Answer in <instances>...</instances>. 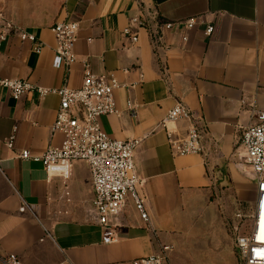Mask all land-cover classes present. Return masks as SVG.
I'll return each instance as SVG.
<instances>
[{
  "label": "crops",
  "instance_id": "0c3cea01",
  "mask_svg": "<svg viewBox=\"0 0 264 264\" xmlns=\"http://www.w3.org/2000/svg\"><path fill=\"white\" fill-rule=\"evenodd\" d=\"M0 7L44 43L36 53L31 42L10 36L0 49L1 77L79 88L88 63L94 73L125 84L115 91L119 112L100 121L112 138L141 140L134 163L145 179L141 193L149 213L143 220L128 199L118 240L104 243L87 162L71 163L64 179L19 157L24 149L41 154L60 145L63 135L52 131L59 97L14 99L0 89V264H11L9 258L19 264H132L163 245H173L170 252H224L229 239L212 212L214 195L227 194L229 204L234 193L239 200L256 198L242 136L264 110V0H0ZM135 15L149 27L132 43L124 30ZM188 18L198 21L193 29L159 27L160 20ZM69 19L80 23L77 59L69 70L56 69L51 27ZM153 30L162 31L161 40ZM129 99L137 104L135 114ZM178 102L200 118L205 155L172 154L168 133L183 141L190 122L160 123Z\"/></svg>",
  "mask_w": 264,
  "mask_h": 264
},
{
  "label": "built area",
  "instance_id": "2783aa9c",
  "mask_svg": "<svg viewBox=\"0 0 264 264\" xmlns=\"http://www.w3.org/2000/svg\"><path fill=\"white\" fill-rule=\"evenodd\" d=\"M196 18L182 21H159V27L174 29L186 27L193 29L197 25ZM148 20L140 15L130 18L124 33L132 43L138 41V30L149 27ZM56 38L53 66L56 69L69 70L76 61L75 42L80 30V23L75 20H63L51 27ZM214 26L206 28L211 35ZM154 39H162V31H150ZM13 34L31 42L36 53H41L44 43L34 34L28 33L7 17L0 7V49ZM184 40L188 36L183 37ZM125 86L117 78L106 74L94 73L85 63L84 78L79 88L46 87L28 79L4 78L0 76V89L7 90L14 99H20L27 93H36L43 98L57 95L60 99L53 132H59L63 139L58 146H50L41 154H34L29 149L19 152L25 160L41 163L50 176L57 174L68 179L70 165L75 161H85L89 165L94 192L93 214L102 229V241L112 243L118 240L120 215L124 211L128 199H132L141 218L149 221V213L145 205V197L141 189L145 183L135 168L134 158L141 140L138 138L116 139L103 129L101 118L119 112L115 99V91ZM127 107L135 114L137 104L132 99ZM180 119L188 120L190 127L188 136L183 141H175L168 133L172 154L205 155L202 141L200 118L184 103H176L162 119L160 125L166 127L169 122ZM15 135L10 136L5 145L13 148ZM242 145L245 150L244 165L256 181V198L251 214L250 231L236 239L237 250L243 264H264V110L255 113V122L247 126L243 132ZM24 209V207H23ZM171 245H163L160 252L141 257L132 264H165ZM11 264H19L12 260Z\"/></svg>",
  "mask_w": 264,
  "mask_h": 264
},
{
  "label": "rangeland",
  "instance_id": "374dc122",
  "mask_svg": "<svg viewBox=\"0 0 264 264\" xmlns=\"http://www.w3.org/2000/svg\"><path fill=\"white\" fill-rule=\"evenodd\" d=\"M214 199L216 207L212 212H216V216L223 222L221 231L224 238L229 239L222 242L224 252H169L165 264H243L236 239L251 229L254 201L239 200L235 193L234 204H229L227 194L217 193Z\"/></svg>",
  "mask_w": 264,
  "mask_h": 264
}]
</instances>
